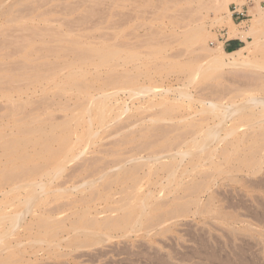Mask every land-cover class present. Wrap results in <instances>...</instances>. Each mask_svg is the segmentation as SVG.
<instances>
[{"label":"rangeland","instance_id":"374dc122","mask_svg":"<svg viewBox=\"0 0 264 264\" xmlns=\"http://www.w3.org/2000/svg\"><path fill=\"white\" fill-rule=\"evenodd\" d=\"M212 1L204 0V4ZM205 5L198 6L188 0H0V72L12 74L8 80L0 79V134H3L0 147L6 139L24 136L25 128L29 129L30 138L58 137L60 131L58 128L51 131V126L63 120L70 119V127L76 131L69 138L72 148L69 161L60 176L54 175L58 178H50L45 183L46 193L45 189L38 191L36 199L40 202L35 210H25V214L23 208L26 209V205L16 202L8 209L9 212L21 211L24 217H20L22 221L19 219L13 230L7 227L8 220L0 223L3 236L0 239V264H264V163L256 172L234 173V177L216 173L209 166L201 167L203 173L210 174V182L198 192L201 200L198 203L189 196L182 199L185 193L181 190L166 188L159 193L158 184L150 185L153 195L161 197L164 194L161 200L166 202V208L158 211L157 217L153 215L152 222L143 223L141 219L134 229L126 227L102 233L100 240L94 239L96 236H85L87 241L78 234L76 239V233L67 229L78 219L77 213L78 217L82 215V210L83 214L90 211L88 213L94 215L95 210L114 202L113 198L119 199L120 195L115 196L118 186L112 185L110 190L114 194L108 193L109 200L106 191L103 192L105 196L101 192V185L112 178L117 181L122 171L134 169L131 178L144 182L142 189L148 188L145 181H154L157 174H161H153L154 171L147 174L149 168L145 163L151 160L143 158L147 156L146 152H136L129 143L120 142L127 136L136 137L140 130L152 126L170 128L171 123L167 121L150 120L167 105L181 106L177 113L181 111L185 115L187 110L198 107L197 102L181 96L178 88L198 98L210 93L208 86L228 87L234 92L243 89L251 82L249 79L258 74L262 79L253 81L264 84V39L257 38L255 42L253 37L247 38L250 45L242 42L239 48L244 49L235 56L236 59L251 60L253 67H248L250 64L247 67L228 65L220 68L219 75L213 79L205 81L201 75L193 82L187 81L190 68L185 65L190 61L206 65L209 52H221L219 47L231 52L227 49L232 44L225 47L223 40L231 38L229 33L232 31L247 30L252 25L253 15L258 12V5L259 9L264 6V0H228L217 12L206 11ZM235 9L245 15L234 18L232 11ZM257 26L264 32V20ZM197 27H201L206 36L204 50L186 40L185 32ZM59 36L86 44L123 45L117 58L121 65L117 64L115 69L125 73V82L105 86V67H85L88 75L84 79L94 99L107 104L109 111L105 113L104 123H98L97 119L90 122L86 112L77 125L71 116L79 115L75 107L78 99L84 97L79 95V87L64 93L56 91L55 84L60 83L62 73H67L73 63V55L61 46ZM147 42L154 49L147 48ZM31 45L33 49H29ZM131 52L136 54L135 57L129 58ZM41 57L49 61L44 69L50 70L60 64V72L24 89L25 84L22 85L16 73L40 62ZM224 59L231 62L232 56ZM99 72L101 76L96 79ZM140 87L159 91L157 94L142 93L138 92ZM167 88L170 91L163 92ZM23 92L26 93L19 96ZM231 95L223 102H228ZM163 98L170 99L166 105L159 102ZM242 99L243 96H239L234 100L240 102ZM39 127L42 132H36ZM86 132L91 135L84 136ZM53 146L57 147V142ZM2 151L0 148V170L8 166ZM29 152L33 154L32 148ZM118 156L131 161L122 158L120 166L108 169L96 186L81 183L90 176L84 166L96 159L112 165ZM167 160L164 157L157 163ZM186 162L185 158L183 166ZM200 175L196 179H200ZM174 198L179 199L174 201ZM44 215H50L51 222L58 224L52 226L50 234L41 227ZM105 215L109 214L99 216ZM81 241L85 245H79ZM6 245L10 248L3 249Z\"/></svg>","mask_w":264,"mask_h":264},{"label":"bare ground","instance_id":"6f19581e","mask_svg":"<svg viewBox=\"0 0 264 264\" xmlns=\"http://www.w3.org/2000/svg\"><path fill=\"white\" fill-rule=\"evenodd\" d=\"M227 1L214 0L205 5L204 0H188V2H195L198 6L205 5L206 11L214 10L215 12L219 11ZM225 9L227 10L226 7ZM262 20H264V6L259 9L258 5V12L252 17V25L245 31L230 32L229 37L240 38L244 42H248V45H250L248 37H253L255 42L257 38L264 39V32H261L257 26ZM185 33L187 35V43L196 45L198 49L204 50L206 36L201 27L191 28ZM58 39L61 42V46L73 55V63L70 64L72 68L67 73H62L64 75L61 77L60 83L55 84L56 91L64 93L79 87V95L84 96L81 98L82 100L78 99L75 107V109H78L79 115L75 116L73 114L71 119L77 125H80L81 118L87 112L90 122L97 119L98 123H104L106 120L105 113L109 111L107 104L98 102L97 98L94 99L95 96L89 90L88 82L84 79L88 75V70L85 67L90 65H93L96 69L105 67L107 69L104 71L107 74V84L105 86L118 85L123 81L125 82V73H119L115 69L117 64L121 65V61L118 62L117 58L119 57L118 52H121L123 45H113L107 42L86 44L80 40L67 39L63 36H59ZM147 44V48L154 49L151 47L150 42H147ZM33 48L32 45L29 46V49ZM243 49L241 47L231 52L224 51L222 47H219L221 52H214L212 49L213 51L208 54L206 65L202 63L195 64L190 61L185 65L190 68L188 72L190 75L187 77V81L193 82L201 75H203L202 80L213 79L219 75L217 71L220 68L228 65L241 67L250 64L248 67H253V65L251 66V60L250 63L248 59L235 58V56H239ZM135 55L134 52H131L129 58H133ZM226 56H232V61L226 62L224 59ZM48 62L46 58L41 57L40 62L25 66L16 73L20 76V81L23 82L22 85L25 84L24 89L40 83L42 80L57 76L61 65H55L50 70L44 69L45 66L46 68L48 67ZM259 65H261V62ZM11 75L9 71L0 72V79L8 80L12 77ZM99 76H101L100 72L96 74L95 78L98 79L100 78ZM128 76L130 75L128 74ZM63 78L65 79L62 80ZM258 79H262L259 74L254 78H250L251 82L245 85L243 89L239 88L235 92L228 87L208 86L210 93L200 95L198 98L193 97L192 94L186 92L183 88L177 87L181 96L197 102L199 104L198 107H194L191 111L187 110L185 115L181 111L177 113V109L181 106L175 104L167 105L159 115L151 116L150 120L167 121L171 123L170 128L152 126L140 130L136 137L127 136L120 142L122 144L129 143L128 145H131L136 152H146L147 156L143 158L151 160V162L145 163L149 168L147 174H151L153 171V174L158 172L161 174H157L158 176L154 181H145L148 188L142 189L144 182L142 183V181L138 180L139 178H131L135 174L134 169L122 171L121 175H119L120 179L115 181L112 178L101 185L103 188L101 192L103 193L105 190L106 199L109 197V200L111 196L108 193H112L110 190L112 185L118 186L119 189L117 193L115 192V196L116 194L120 195L119 199L114 200L113 198L114 202L111 201V204H106L100 210H95L94 215L89 214L90 211L87 210V212L85 211L86 214H83L84 210H82V215L78 217L77 213L76 218L78 219L72 222L67 229L76 233L74 235L76 239L78 234L79 236L83 235L84 240L86 237L94 236H96L94 239L98 240L102 233H109L115 229L126 227L134 229L139 225L141 219L143 223L145 221L152 222L154 219L153 215L157 217L159 215L158 211L165 209L167 205L166 202L161 200V198H164V194L161 197H158L159 194H157L158 196L153 195V191L150 188V185L153 184L155 186L159 185V193L166 188H172L171 190H181L185 193V195L183 194L184 197L179 195L182 199L189 196L194 198L196 203L201 202L198 192L202 188L207 187L208 182H210V179H208L210 174L203 173L200 170L203 166L212 167L211 169L214 172L224 173L232 177H234V173L243 171L253 173L260 170V165L264 163V115L261 114L264 112V84L256 83L255 81ZM138 90V92L142 93L150 91L153 94H157L159 91L154 88L144 89L141 87ZM169 91L170 89L167 88L163 92L168 93ZM253 92L260 93L255 94ZM24 93L26 92L21 93L19 96ZM229 94H232L229 97V101L223 102L224 99L228 98ZM239 96H243L240 102L234 100ZM169 100V98H163L159 102L166 105ZM19 113H21V110ZM69 120H63L51 126V131L55 128L60 131V136L58 137L52 136V139H50V136L49 138L45 137V139L40 138V136L30 138L28 137L30 131L25 128L26 130H23L24 136L9 138L2 143L0 148L3 150V156L8 166L0 170V175L3 174L0 179V196L2 195L3 197L0 198V223H6L5 221L8 220L9 222L7 223L9 225L7 227L12 228V230L15 229L13 226H16L19 219L20 222L22 221L20 217H24L23 213L34 211V208L37 207L40 202L39 199H36L39 197H36L38 191H44L45 183L48 180L58 178L54 175L62 174V170L72 154L69 138L73 132H76L70 127ZM243 128L248 129L244 130ZM240 129L242 132L240 131L238 134ZM247 130L250 131L247 132ZM40 131L42 132L40 127L36 128V132ZM88 134L90 133L86 132V135H83L88 136ZM2 135L0 134V136ZM54 142H57V147L53 146ZM29 148H32L33 154L29 152ZM164 157H167L168 160L157 163L158 160L164 159ZM119 158V156L116 157L112 165L108 162L106 164L102 159L93 160L91 164L84 166V170L89 172L90 176L81 183H84V185L89 184L92 187L96 186L97 181L106 176L108 169L120 166L122 158L125 160V157ZM185 158L187 162L183 166ZM136 159L138 160V157ZM16 161H19V163L16 164ZM125 161L129 162L131 160ZM198 174H201L200 179H196ZM213 177L211 176L212 179ZM77 183H74V185L77 186ZM4 186L7 188L5 189ZM21 190L25 191V194H22ZM101 192L99 191V194ZM178 199L174 201H178ZM15 202L19 205H26V209L23 208L26 211L23 213H20L21 211L9 212L8 209L15 205ZM101 213L109 215L99 216ZM44 216L46 217L41 222V227L50 234L52 226L58 224L51 222L50 215ZM2 237L0 234V239ZM82 241L79 244L81 246L87 240ZM6 247L10 248L6 245L3 249Z\"/></svg>","mask_w":264,"mask_h":264},{"label":"crops","instance_id":"0c3cea01","mask_svg":"<svg viewBox=\"0 0 264 264\" xmlns=\"http://www.w3.org/2000/svg\"><path fill=\"white\" fill-rule=\"evenodd\" d=\"M252 10H253V9H252ZM248 11H249V9H247L246 12H248ZM233 17H234V18H238L237 15H234ZM233 17H232V20L234 21ZM242 42H243V40L240 39V38H237V37H234V38H225V39L223 40V44H224L225 47H227L228 44H232V47L230 48V49H232V50H236V49H238V48L241 46ZM232 50H231V51H232ZM225 51H226V50H225Z\"/></svg>","mask_w":264,"mask_h":264},{"label":"built area","instance_id":"2783aa9c","mask_svg":"<svg viewBox=\"0 0 264 264\" xmlns=\"http://www.w3.org/2000/svg\"><path fill=\"white\" fill-rule=\"evenodd\" d=\"M232 15H237V16H244L245 14H244V12L243 11H241V12H239V11H237L236 9L235 10H233L232 11Z\"/></svg>","mask_w":264,"mask_h":264},{"label":"trees","instance_id":"16d2710c","mask_svg":"<svg viewBox=\"0 0 264 264\" xmlns=\"http://www.w3.org/2000/svg\"><path fill=\"white\" fill-rule=\"evenodd\" d=\"M227 49V48H226ZM228 51H231L232 49H227Z\"/></svg>","mask_w":264,"mask_h":264}]
</instances>
